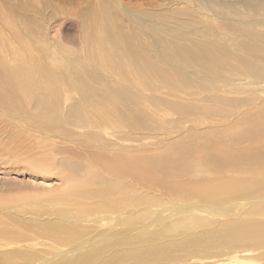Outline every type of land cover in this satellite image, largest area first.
<instances>
[{
    "label": "bare ground",
    "instance_id": "1",
    "mask_svg": "<svg viewBox=\"0 0 264 264\" xmlns=\"http://www.w3.org/2000/svg\"><path fill=\"white\" fill-rule=\"evenodd\" d=\"M208 30L205 28L202 35L187 33L183 41L178 44L172 42L173 71L159 66L145 52L131 49L128 56L134 75H128L124 70L126 67L113 71L116 65L110 69L105 65L102 66L105 75L97 74L96 70L74 73L64 83L62 92L58 86L51 87L53 91L48 86V90L44 87L51 98L47 101V95L44 102L38 101L36 111L46 115L45 118L51 113L54 116L48 121L38 116V127L62 142H87L93 150L80 157L66 148L53 149L54 154L68 155L69 159L51 162L50 158L51 163H37L41 165L39 169L43 177H52L57 170L67 173L61 178L63 189L44 202L47 207L35 209L32 228L29 226L22 232L16 230L18 233L11 235L6 231L5 223L0 222V241H8L10 246L31 236L36 241L37 238L45 239L52 251H60L61 248L69 251L65 252L68 258L52 264H96L98 257H105L108 252L111 259H132L133 262L136 258L133 249L128 251L124 248L133 247L131 240L136 234L135 229L143 227L145 230L152 224L163 225L171 218L168 213L172 212L178 218L176 227L189 229L195 224L208 223L186 215L195 212L197 205L218 208L221 215L230 219L235 218L229 215L233 212L231 205L239 201L254 204L252 212L260 209L264 213V35L254 40L242 32L236 41L240 48L234 49L229 39L210 36ZM251 32L255 33V30ZM192 34L194 38H191ZM250 36L254 35L251 33ZM166 39L164 36L159 40L165 42ZM229 46L241 53L232 54ZM200 75V81L195 82ZM109 77L124 81L125 78H136L142 85L140 90L149 86L158 95L178 93L174 96L177 101L173 108L181 113L185 110V103L179 97L184 95V89L190 87V92L196 96L204 95L223 109L205 107L211 114L197 120L193 111H200L201 106L192 100L193 103L188 105L190 111L187 113H192L188 121L196 129L181 127L179 135L183 140L180 145L171 149L162 145L160 153L163 155L147 157L146 153L152 151L148 143L142 140L135 147L134 135L137 132H157L158 127L150 121L151 126L147 123V117L139 110V101L135 100L136 94L144 99L152 97V100H146L147 104L155 113L163 112L167 126L170 121L166 118L174 114L166 112L156 96L139 92L126 96ZM215 90L226 95H207ZM61 95L66 97L64 106L58 100ZM196 96L194 98H198ZM71 114L76 115L74 119H71ZM206 121L210 123L206 124ZM221 125L224 127L219 129ZM64 126L71 128L56 134ZM135 149H141L142 154L137 156ZM82 157L83 165L90 173L85 178L77 172L83 167L79 164ZM175 165L182 166L183 172L193 170L194 177L202 181L187 182L179 194L170 190H166L165 195L164 192L155 194L160 177L173 173ZM152 193L171 207L166 208L163 203L153 201L148 197ZM259 201H262L260 207L257 205ZM157 211L160 212L153 220ZM51 213L59 217L54 225L47 219L51 218ZM256 223L228 220L211 233L210 245L204 248L205 251L215 249L222 253L225 249L244 244L247 246L241 251L252 254L264 248V225ZM117 238L118 242L115 241ZM121 238L128 239L121 242ZM6 259L19 263L23 255L9 253ZM154 260L159 261L160 257ZM32 264H37L36 258ZM215 264H264V253L233 257Z\"/></svg>",
    "mask_w": 264,
    "mask_h": 264
},
{
    "label": "rangeland",
    "instance_id": "2",
    "mask_svg": "<svg viewBox=\"0 0 264 264\" xmlns=\"http://www.w3.org/2000/svg\"><path fill=\"white\" fill-rule=\"evenodd\" d=\"M205 28L210 29V36L226 37L232 48H240L237 45L240 33L245 32V35L254 40L264 35V0H0V222L5 223L3 225L9 234H17L16 230L26 231L29 226L32 228L35 209L47 207L44 202L63 189L64 181L61 178L67 173L57 170L58 175L55 173L52 177H43L39 169L41 165L38 164L69 159L68 155L54 154L53 149L66 148L80 157L93 150L87 142H62L38 127V116L43 121L54 116L51 113L45 118L46 115L36 111L40 103L38 101L44 102L47 95L46 100L50 101V93L44 87L48 86L53 91L54 88L51 87L58 86L62 92L64 83L74 73L96 70L97 74L105 75L102 67L105 65L109 69L116 65L113 71L126 67L124 70L128 71V75H134L128 56L131 49L145 52L159 66L173 71V58L170 56L172 42L178 44L187 33L202 35ZM251 33L255 38L250 36ZM164 36L167 37L165 42L159 40ZM191 38H194L193 34ZM230 46L228 48L232 54L241 53ZM186 69L189 70V67ZM200 77L201 75L195 82H199ZM109 78L116 83L115 87L123 89L126 96L136 92L156 96L160 106L171 115L174 114L173 117L166 118L170 121L167 126L163 112L155 113L147 104L146 100H152V97L144 99L136 94L138 97L135 100L139 101V110L147 117V123L150 125V121L154 127H158L157 132H137L134 135L135 147L142 140L148 143L152 151L146 153L147 157L163 155L160 153L162 145L166 149L180 145L183 140L179 135L181 127L191 128L193 131L196 129L188 121L192 114L187 113L190 111L188 105L193 103L192 100H196L201 106L200 111H193L197 120L205 119V116L211 114L205 107L223 109L221 105L207 100L204 95L196 96L190 92V87L184 89V95L179 97L185 103V110L181 113L173 108L177 101L174 96L178 93L158 95L149 86L140 90L142 85L136 78H125V81L122 78V81ZM228 86L227 82L226 87ZM207 95L222 97L226 94L215 90ZM195 96L198 98H194ZM65 98V95H61L58 99L63 106L66 105ZM236 102L239 103V100ZM258 108L261 110V107ZM74 115L71 114V119L75 118ZM209 123L210 121H206V124ZM223 127L221 125L219 129ZM67 128L71 127L64 126L56 134ZM164 140L167 141L164 143ZM141 149H135L137 156L142 154ZM83 157L79 161L83 167L77 172L85 178L90 173L83 165ZM92 170L94 169L90 171ZM172 171L174 172L160 177L161 182L158 183L155 194L164 192L165 195L166 190L179 194L187 182L202 181L194 177L193 170L183 172L180 165L173 166ZM148 197L163 203L166 208L171 207L154 194ZM261 204L262 201H259L257 205L260 207ZM231 207L233 212L229 215L235 216L233 219L221 215L218 208L197 205L195 212L186 215L208 223L195 224L192 229L176 227L178 218L172 212L168 213L171 218L163 225L152 224L145 230L143 227L135 229L136 234L131 240L133 247L124 248L128 251L133 249L132 252L136 255L133 262L132 259H111L108 252L105 257H98L96 264H215L233 257L258 256L264 253V248L255 250L252 254L243 253L241 250L247 246L244 244L225 249L221 254L215 249L205 251L204 248L210 245L211 233L228 220L264 225V213L260 209L252 212L254 204L239 201ZM159 212L154 213L153 220ZM47 219L54 225L59 217L51 213V218ZM261 237L262 233L259 239ZM32 239L31 236L28 240L23 238L20 243L10 246L8 241L1 240L0 264H19L22 261L24 264H32L34 258L37 264H52L69 257L65 253L69 252L67 249L52 251L50 243L45 239ZM118 239L115 241L118 242ZM121 239L123 242L128 238ZM262 239L264 240V233ZM9 253H21L23 259L19 263L17 260H5ZM155 257H160V260H154Z\"/></svg>",
    "mask_w": 264,
    "mask_h": 264
}]
</instances>
